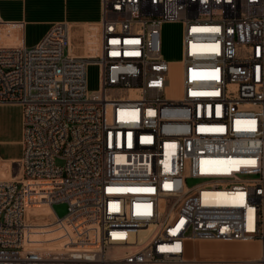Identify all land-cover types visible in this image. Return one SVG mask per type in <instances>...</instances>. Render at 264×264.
Segmentation results:
<instances>
[{"label": "built area", "instance_id": "built-area-1", "mask_svg": "<svg viewBox=\"0 0 264 264\" xmlns=\"http://www.w3.org/2000/svg\"><path fill=\"white\" fill-rule=\"evenodd\" d=\"M166 22L183 25L176 99ZM95 28L86 55L65 23L0 44V105L22 129L0 179V264H187L186 241H256L264 264V0H101ZM36 182L53 247L25 242Z\"/></svg>", "mask_w": 264, "mask_h": 264}, {"label": "crops", "instance_id": "crops-1", "mask_svg": "<svg viewBox=\"0 0 264 264\" xmlns=\"http://www.w3.org/2000/svg\"><path fill=\"white\" fill-rule=\"evenodd\" d=\"M100 17L101 0H0V25L5 30L0 31V44L13 45L16 42L32 47L53 25L65 23L69 26L75 54L86 55L96 49L95 25ZM21 135V108L1 105L0 146L16 147L12 154L4 157L7 161L21 157ZM260 253L256 241L184 243L187 264H262L258 261Z\"/></svg>", "mask_w": 264, "mask_h": 264}, {"label": "rangeland", "instance_id": "rangeland-1", "mask_svg": "<svg viewBox=\"0 0 264 264\" xmlns=\"http://www.w3.org/2000/svg\"><path fill=\"white\" fill-rule=\"evenodd\" d=\"M0 31H4L2 25H0ZM182 35L183 25L181 22H166L161 26V54L163 58L171 62L169 86L166 89V96L171 99L179 98L181 95V66L179 60L182 57ZM13 44H17L14 42ZM88 50V48H87ZM90 51V50H88ZM99 87V68L97 64L91 63L87 67V88L89 90H95ZM1 106V105H0ZM16 150V147L12 146H0V157H7ZM57 164H62L61 161L57 160ZM9 179V178H8ZM42 197H40V203H42ZM46 205V204H45ZM42 204L43 207H46ZM48 207V206H47ZM40 208L37 213L31 214L28 217L25 216L28 223L37 224L42 229V237L39 239L40 243L35 244L36 246H47L53 247L60 240L62 230L59 229L58 225H49L47 230L46 224H50L53 211L51 213H45ZM53 210L58 216H63L66 213V205L64 203H57L53 205ZM194 242V241H192ZM195 242H207V241H195ZM218 242V241H214ZM224 243V242H222ZM233 243V242H231ZM240 243V242H234ZM33 245V246H35Z\"/></svg>", "mask_w": 264, "mask_h": 264}, {"label": "bare ground", "instance_id": "bare-ground-1", "mask_svg": "<svg viewBox=\"0 0 264 264\" xmlns=\"http://www.w3.org/2000/svg\"><path fill=\"white\" fill-rule=\"evenodd\" d=\"M9 164H10V161H0V179L10 178L9 171H8L9 170ZM46 183L47 182H36V183H30L29 184V185H31L30 186V194H36V195H35V197H33L34 200L32 202H28V204L26 205V217H28L31 214L37 213V211L40 208H42L45 213H48V214L51 213L50 207L48 205H47L48 206L47 207L44 204L46 207H43L42 206L43 203H40V200H41L40 197H41L42 193L45 191L44 186L46 185ZM46 225H47L46 226L47 230L50 229L49 224H46ZM59 229H61V228H59ZM41 232H42V229L39 226H37V224L29 223L28 227L25 228V242L28 245L39 244L40 243L39 239H41V237H42ZM185 261H187V260L185 259Z\"/></svg>", "mask_w": 264, "mask_h": 264}]
</instances>
